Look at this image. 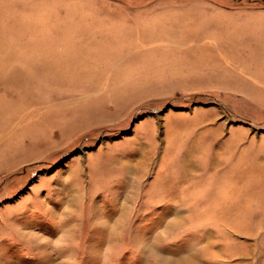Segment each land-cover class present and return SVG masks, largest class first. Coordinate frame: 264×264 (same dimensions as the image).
<instances>
[{
    "label": "rangeland",
    "instance_id": "374dc122",
    "mask_svg": "<svg viewBox=\"0 0 264 264\" xmlns=\"http://www.w3.org/2000/svg\"><path fill=\"white\" fill-rule=\"evenodd\" d=\"M179 261L264 264V0H0V264Z\"/></svg>",
    "mask_w": 264,
    "mask_h": 264
},
{
    "label": "bare ground",
    "instance_id": "6f19581e",
    "mask_svg": "<svg viewBox=\"0 0 264 264\" xmlns=\"http://www.w3.org/2000/svg\"><path fill=\"white\" fill-rule=\"evenodd\" d=\"M118 222H120L119 218L115 221L116 225L119 224ZM187 259H188V261H190L191 260V257H189ZM179 264H182V261L181 262L179 261Z\"/></svg>",
    "mask_w": 264,
    "mask_h": 264
}]
</instances>
